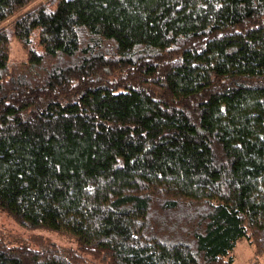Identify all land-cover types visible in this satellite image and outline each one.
<instances>
[{
  "label": "trees",
  "instance_id": "16d2710c",
  "mask_svg": "<svg viewBox=\"0 0 264 264\" xmlns=\"http://www.w3.org/2000/svg\"><path fill=\"white\" fill-rule=\"evenodd\" d=\"M33 1L0 0V209L76 245L0 228V264H264V0Z\"/></svg>",
  "mask_w": 264,
  "mask_h": 264
},
{
  "label": "rangeland",
  "instance_id": "374dc122",
  "mask_svg": "<svg viewBox=\"0 0 264 264\" xmlns=\"http://www.w3.org/2000/svg\"><path fill=\"white\" fill-rule=\"evenodd\" d=\"M37 1L39 0H34L31 4ZM15 15L3 21L0 26L8 24L15 17ZM9 56L12 61H22L25 60L27 56L26 51L15 37H12L10 42ZM0 228L7 232L9 231L11 239L14 241L25 240L34 247L42 246L50 242L57 243L65 248L75 247L76 245L75 240L72 237L62 234L56 230L23 227L21 224L16 222L6 210L3 209H0ZM232 255L233 262L231 264H251L255 257L253 245L248 242L247 239L241 237L236 241ZM98 264L106 263L98 261Z\"/></svg>",
  "mask_w": 264,
  "mask_h": 264
}]
</instances>
